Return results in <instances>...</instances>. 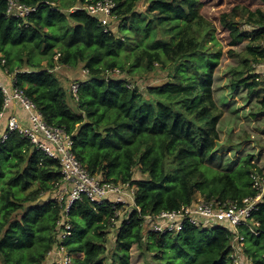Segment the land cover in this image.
Instances as JSON below:
<instances>
[{
  "label": "trees",
  "instance_id": "16d2710c",
  "mask_svg": "<svg viewBox=\"0 0 264 264\" xmlns=\"http://www.w3.org/2000/svg\"><path fill=\"white\" fill-rule=\"evenodd\" d=\"M20 1L37 10L25 19L7 17L8 0H0V69L14 75L48 124L66 129L75 156L91 174L135 187V205L118 219L107 201L96 207L83 198L66 216V205L55 198L62 181L59 161L12 132L0 142V264H45L61 242V219L72 226L64 240L71 264H130L136 244L146 264H233L237 234L244 236L250 264H264V204L250 219L260 224L258 235L246 225L234 231L204 223L160 234L144 219L199 197L242 203L256 194L251 173L263 175L252 156L233 170L209 164L219 122L212 81L222 49L200 0H146L144 12L137 8L145 0H112L108 28L87 9L103 0ZM220 22L231 45L248 42L232 88L244 86L264 107V81L253 71L264 62V10L236 6ZM57 63L88 71L78 98L56 76ZM158 70L167 72L168 81L143 92L138 82Z\"/></svg>",
  "mask_w": 264,
  "mask_h": 264
},
{
  "label": "built area",
  "instance_id": "2783aa9c",
  "mask_svg": "<svg viewBox=\"0 0 264 264\" xmlns=\"http://www.w3.org/2000/svg\"><path fill=\"white\" fill-rule=\"evenodd\" d=\"M116 3L112 0H103L88 5L87 9L92 15L99 16L101 23L107 28L111 20L114 19L113 11ZM37 10L36 6H28L20 0H8L6 16L13 18H27ZM113 22V20H112ZM247 29V26H244ZM264 44V41L263 43ZM256 73L264 81V62L255 66ZM120 73L119 70H114ZM116 73V74H118ZM10 86L0 84L4 93V110L0 114V127L2 126L6 110L19 105L28 113V119H21L12 114L7 119L5 131L0 130V142L8 139L12 132H18L27 137L32 144L44 152L48 157L56 159L61 165L62 181L61 186L55 194V198L61 204L66 205L65 215H69L70 208L83 198H87L96 207L106 201L116 210V217L122 219L126 212V205H135V187L130 184L116 183L107 180L105 176L91 174L73 152V139L66 129L48 124L35 103L26 95L25 91L15 85V77H11ZM131 87V86H129ZM73 92L78 91V87L73 85ZM251 180L256 194L247 197L242 203L232 201H206L198 199L191 205L184 206L179 210L162 211L156 215L146 216L145 222L148 229L160 233H178L183 230L186 223L193 225H218L225 223L237 228L246 225L255 234H260L257 222H251L254 213L259 211L260 205L264 204V175L258 172L251 173ZM123 205L122 209H118ZM119 221H116V224ZM61 242L53 248L49 254V261L52 264H71L73 256L68 252L64 240L68 237L72 226L65 219L58 221ZM234 250L231 253L233 264H244V236L236 235L233 238ZM248 260V259H247Z\"/></svg>",
  "mask_w": 264,
  "mask_h": 264
},
{
  "label": "rangeland",
  "instance_id": "374dc122",
  "mask_svg": "<svg viewBox=\"0 0 264 264\" xmlns=\"http://www.w3.org/2000/svg\"><path fill=\"white\" fill-rule=\"evenodd\" d=\"M200 2L203 4L201 14L208 23L214 26L215 37L222 49V55L214 71L212 81V97L218 107L216 116H219V122L217 124V145L209 164L219 170H233L238 167L244 157L252 156V163L261 169L264 175V107L261 105L257 94H250L244 86L237 89L232 88L233 70L242 67L241 56L247 53L248 42L244 41L231 45L230 32L220 22L221 14L228 13L236 6H245L252 11L259 8L264 10V0H200ZM147 5V1H143L137 8L138 11L144 12ZM242 28L246 29L244 26ZM117 29L114 28L113 31H117ZM47 58L43 59V65L48 63ZM58 58L59 55L56 54L54 56L55 62ZM257 70L253 68V71L256 72ZM1 71L8 78V82H0V84L6 87L10 86L11 78L2 69H0ZM115 73L118 72L115 71ZM55 74L65 86L73 88V85H76L79 91V81L88 76V71L83 65L78 68H70L60 66L57 63ZM167 76L166 71L158 70L152 73L147 80L139 81V85L137 83L136 85L144 92L148 85L164 84L168 81ZM125 77L126 75L117 78L125 79ZM78 91L74 93L77 98ZM198 199L202 198L199 197ZM126 206L125 210L131 208L130 205ZM222 225L226 224L223 223ZM115 234L116 229H112L109 234V249L115 241ZM145 260L146 254L139 249L137 244L134 245L131 250L130 264H146ZM47 262L52 264L49 260ZM244 264H250V261L244 259Z\"/></svg>",
  "mask_w": 264,
  "mask_h": 264
},
{
  "label": "crops",
  "instance_id": "0c3cea01",
  "mask_svg": "<svg viewBox=\"0 0 264 264\" xmlns=\"http://www.w3.org/2000/svg\"><path fill=\"white\" fill-rule=\"evenodd\" d=\"M0 82L1 83H6L8 82V78L2 74V71L0 72ZM12 114H15L17 115L18 117H20L21 119H27L28 118V113L27 111H25L24 108H22L21 106L19 105H13L11 107H9L6 112H5V117H4V120L8 119V117Z\"/></svg>",
  "mask_w": 264,
  "mask_h": 264
}]
</instances>
